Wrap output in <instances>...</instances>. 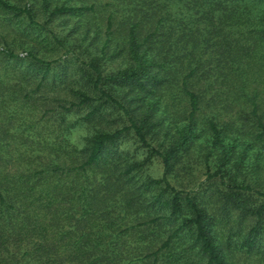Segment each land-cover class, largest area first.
Here are the masks:
<instances>
[{
    "label": "trees",
    "instance_id": "trees-1",
    "mask_svg": "<svg viewBox=\"0 0 264 264\" xmlns=\"http://www.w3.org/2000/svg\"><path fill=\"white\" fill-rule=\"evenodd\" d=\"M35 1L0 0V10L14 29L22 19L47 30L32 38L60 54L1 47L0 58L28 60L38 83L68 53L80 64L53 97L57 125H0V264L264 257V186L254 177L264 170V0H41V21ZM63 14L90 19L93 39L103 27L102 47L113 41L125 64L105 72L103 50L79 57L45 25ZM5 67L1 83L20 73ZM200 138L212 179L175 187L179 154Z\"/></svg>",
    "mask_w": 264,
    "mask_h": 264
},
{
    "label": "rangeland",
    "instance_id": "rangeland-1",
    "mask_svg": "<svg viewBox=\"0 0 264 264\" xmlns=\"http://www.w3.org/2000/svg\"><path fill=\"white\" fill-rule=\"evenodd\" d=\"M41 0H36L34 5L39 9L36 14L39 21L43 20L45 17V11L40 7ZM54 0H51V5H53ZM5 13L0 10V48L9 47L13 51H19L21 54L24 53L25 47L31 49H38L39 53L50 59V57H55L60 54V51H55L50 44H37L33 36L40 37L47 30L36 29L35 27H30L25 25V21L20 19L15 22L13 20V25L15 29L7 24V19ZM76 19L72 15H57L48 19L46 22V27L51 28L54 33L64 40V43H69V47L74 50L79 57H87V55H100L102 50L104 51L99 63L103 71L107 72L115 69L116 67L125 64L124 57L122 55L111 54L115 51V45L113 41H108L105 47H102V42L104 40V29L99 28V36L96 38H91L93 31V23L88 18L79 17V24L74 20ZM90 23L88 31H86L85 23ZM17 23V24H15ZM76 25V27H74ZM8 29H12L9 31ZM17 30V31H16ZM25 31L29 33L18 32ZM3 36V37H2ZM2 53H0L1 55ZM65 59H56L50 63V66L44 75V77L39 80L41 75V70L37 69L32 64L28 63V60L23 59L20 63H13L11 59L0 58V125H57L58 118V106L57 101L53 100L54 96H62L65 94L66 89L63 88L69 81L71 76H74L77 67L80 64L79 61H74L70 58V54H66ZM70 60V61H69ZM11 68L20 73L12 74L1 83L4 79L1 77L2 67ZM21 74V76H20ZM22 78V80H19ZM54 78V79H53ZM22 85H19V83ZM38 83V84H37ZM26 92L25 97H23V92ZM24 102L25 104H23ZM110 116H106L104 119ZM110 122V121H109ZM112 125H119L116 121ZM165 125H162L164 127ZM241 129L251 128L252 125H236ZM34 128V126H33ZM10 129V126H9ZM159 138V135L156 136ZM167 137L163 136L162 139ZM124 145H128L129 149L134 148V144L131 143L129 136L126 137ZM205 142L200 139L190 146L189 151L180 153L181 161L183 160L185 164L182 168L176 169L173 178L170 180L175 187H182L185 189L194 187L195 185L203 186L208 183L212 178L208 177L214 167H213V157L209 155L205 158ZM179 159V158H178ZM260 164L264 163V158H260ZM249 162V160H248ZM208 164V167H207ZM149 170L152 171L153 175L156 176L160 173L161 165L158 159H153L148 165ZM150 171V172H151ZM241 176V174H240ZM239 176V177H240ZM255 179L260 178L261 186H264V170L256 171L254 175ZM253 179V178H252ZM258 180H253V185L256 186ZM264 257L255 253L240 254V264H263Z\"/></svg>",
    "mask_w": 264,
    "mask_h": 264
}]
</instances>
